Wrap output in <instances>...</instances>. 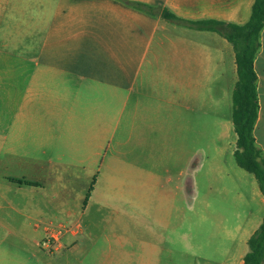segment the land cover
<instances>
[{"label": "crops", "instance_id": "1", "mask_svg": "<svg viewBox=\"0 0 264 264\" xmlns=\"http://www.w3.org/2000/svg\"><path fill=\"white\" fill-rule=\"evenodd\" d=\"M255 1L0 0V232L30 242L34 229L38 247L47 230L60 234L50 255L0 249V264H76L77 256L80 264H91L84 261L82 242L94 237L97 219L107 230L103 264L159 263L160 231L169 221L150 211L155 217L146 227L139 222L138 204L137 209L121 206L122 168L141 175L135 158L142 149L167 152L159 161L171 164L167 154L175 136L188 150L194 124L213 128L217 137L208 175L225 173L222 156H234L237 144L236 54L225 37L195 23L245 25ZM260 43L255 138L264 152V29ZM206 162L191 167L187 155L180 174L187 197L191 170L197 166L201 172ZM65 182L77 186L71 189L77 208H62L60 202L41 231L47 198L62 199ZM254 201L260 214L250 210L243 219L238 214L229 236L234 247L214 252L219 262L244 264L248 241L264 220L261 191ZM183 239L187 252L194 253L189 236ZM202 251L198 245V261Z\"/></svg>", "mask_w": 264, "mask_h": 264}, {"label": "rangeland", "instance_id": "2", "mask_svg": "<svg viewBox=\"0 0 264 264\" xmlns=\"http://www.w3.org/2000/svg\"><path fill=\"white\" fill-rule=\"evenodd\" d=\"M213 133V128H206V125L198 127L192 124L188 150L184 148L183 151L181 137L175 136L173 150L170 151L172 156L167 154L168 158H173L171 164L168 160L159 161L162 158L165 159L167 152L159 149H155V151L142 149L136 153L138 157L134 156L142 168L141 175L137 172H130V169H126L125 166L122 168L125 182L121 183V190L124 191L125 199L121 201V206L137 209L138 204L143 210L141 215L138 214L139 222L146 224V227H149L151 222L153 223L155 217V215H149L150 211L158 212L159 220L165 217L169 221V227L160 231L162 238L158 240V264H226L219 262L220 259L214 255V252H220L225 247L233 249L234 241L229 236L239 222L238 214H244L242 219L250 210L260 214V207L254 201L255 192H260L258 182L252 174L237 165L235 153L232 156L227 152V155L222 156L224 174L220 176L218 174L208 175L210 169L208 162L213 158L212 149L214 144L218 143L217 137L214 138L215 134ZM221 145L222 148L227 145L226 141H222ZM187 155H189L191 167L193 164H197L198 160L205 159L207 161L206 167L201 172L198 173L197 166L191 170V189L188 197L182 190L180 175L182 169L186 167ZM169 169L172 172L168 173ZM167 175L168 177L172 176L173 183L168 182ZM51 185H49L50 192H52ZM73 186L77 187L76 184L65 182L67 192H63V198L60 200L47 198L45 222L41 226V231L46 224H49V220L54 214L53 210H57L60 202H62V208H77V196L75 193H71ZM135 193L139 194L134 196ZM169 209L170 214L165 215ZM51 213L52 216H50ZM83 222L88 224V219L85 218ZM105 225L98 219L95 220L91 227L94 236L92 241L90 240V243L88 240L82 242L85 246L82 248V256L86 263L103 264V254L108 250V245L105 244V234H107ZM33 230H30V242L16 236L5 238L6 232H0V249L3 250V253L50 255L52 247L44 246V241L48 237H44V241L38 247L34 242ZM52 230L56 232L54 231L56 229L51 228V230H47V235ZM186 235L189 236L190 244L194 247V253L187 252L183 239V236ZM59 237L58 233L56 239L59 240ZM198 245L203 249L204 259L202 261H198L195 257L199 255ZM135 247L140 248L137 243ZM241 247L242 242H239L238 249L241 250ZM78 258L79 256L75 258L76 264H80Z\"/></svg>", "mask_w": 264, "mask_h": 264}, {"label": "trees", "instance_id": "3", "mask_svg": "<svg viewBox=\"0 0 264 264\" xmlns=\"http://www.w3.org/2000/svg\"><path fill=\"white\" fill-rule=\"evenodd\" d=\"M135 6L144 8L141 4ZM164 16L175 19L168 12ZM195 26L221 34L235 49L238 73L233 93V124L237 134L235 159L241 169L255 177L264 196V152L255 138L260 110L255 60L261 48L260 34L264 29V0L255 1L251 19L245 25L203 21L195 23ZM28 184L32 185L30 182ZM248 244L250 251L244 258V264H264V220Z\"/></svg>", "mask_w": 264, "mask_h": 264}, {"label": "built area", "instance_id": "4", "mask_svg": "<svg viewBox=\"0 0 264 264\" xmlns=\"http://www.w3.org/2000/svg\"><path fill=\"white\" fill-rule=\"evenodd\" d=\"M56 235L55 232L50 233L47 240L44 241V246H46L47 248L51 247V242L52 240H56Z\"/></svg>", "mask_w": 264, "mask_h": 264}]
</instances>
